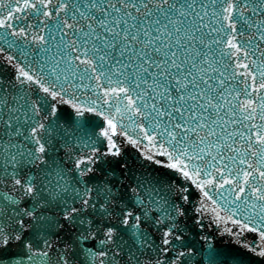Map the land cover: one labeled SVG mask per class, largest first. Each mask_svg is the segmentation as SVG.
Masks as SVG:
<instances>
[{"label": "snow or ice", "instance_id": "obj_1", "mask_svg": "<svg viewBox=\"0 0 264 264\" xmlns=\"http://www.w3.org/2000/svg\"><path fill=\"white\" fill-rule=\"evenodd\" d=\"M245 259L264 264V0H0V264Z\"/></svg>", "mask_w": 264, "mask_h": 264}, {"label": "water", "instance_id": "obj_2", "mask_svg": "<svg viewBox=\"0 0 264 264\" xmlns=\"http://www.w3.org/2000/svg\"><path fill=\"white\" fill-rule=\"evenodd\" d=\"M95 123L101 124L102 121L99 118H92ZM203 235L207 236L209 240L217 247L227 250L231 244V238L228 236L222 234L221 230L219 228H216L215 226H209L204 229ZM192 239L196 243H203V241H200L196 237V233L193 232ZM235 247V245H232ZM244 264H253L251 260L245 259Z\"/></svg>", "mask_w": 264, "mask_h": 264}]
</instances>
